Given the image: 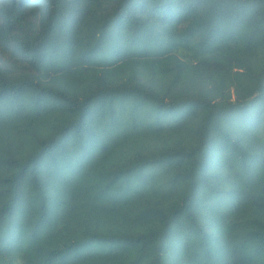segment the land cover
Returning <instances> with one entry per match:
<instances>
[{
	"label": "trees",
	"instance_id": "trees-1",
	"mask_svg": "<svg viewBox=\"0 0 264 264\" xmlns=\"http://www.w3.org/2000/svg\"><path fill=\"white\" fill-rule=\"evenodd\" d=\"M0 264H264V0H0Z\"/></svg>",
	"mask_w": 264,
	"mask_h": 264
}]
</instances>
